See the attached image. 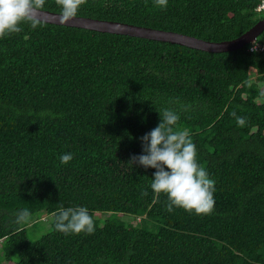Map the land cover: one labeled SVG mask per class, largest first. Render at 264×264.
<instances>
[{"label": "trees", "instance_id": "16d2710c", "mask_svg": "<svg viewBox=\"0 0 264 264\" xmlns=\"http://www.w3.org/2000/svg\"><path fill=\"white\" fill-rule=\"evenodd\" d=\"M262 1L87 0L76 17L220 43L263 19ZM43 10L60 14L55 0ZM20 26L0 38V264H264V51ZM165 109L215 181L211 214L167 211L155 169L129 162ZM61 206L86 207L95 231H56ZM25 208L53 216L38 241L16 223Z\"/></svg>", "mask_w": 264, "mask_h": 264}, {"label": "clouds", "instance_id": "9594fccd", "mask_svg": "<svg viewBox=\"0 0 264 264\" xmlns=\"http://www.w3.org/2000/svg\"><path fill=\"white\" fill-rule=\"evenodd\" d=\"M87 0H55L64 23L75 18ZM159 8H166L168 0H154ZM45 0H0V38L22 31V23H30L33 29L41 24L39 13ZM254 50V49H253ZM235 116V113H232ZM161 117V114H160ZM180 116L173 110L163 111L160 123L150 132L140 137L142 154L133 155L129 162L145 169H155L151 189L154 194H165L167 211L182 208L196 215L211 214L214 210L215 181L207 170L197 161L196 145L186 130L176 129ZM244 124L242 117H236ZM61 164L73 159L71 153L59 157ZM142 195H147L143 192ZM31 213L21 209L16 215V223L29 222ZM54 228L65 235L92 234L95 231L94 220L86 207H60L54 214Z\"/></svg>", "mask_w": 264, "mask_h": 264}, {"label": "water", "instance_id": "95a60500", "mask_svg": "<svg viewBox=\"0 0 264 264\" xmlns=\"http://www.w3.org/2000/svg\"><path fill=\"white\" fill-rule=\"evenodd\" d=\"M38 15L41 22L48 24L176 44L209 53H228L240 50L245 46L253 44L264 34V18L237 39L220 43H212L175 32L143 28L120 22L100 21L84 17H75L70 22L64 23L61 20V15L57 13L42 10Z\"/></svg>", "mask_w": 264, "mask_h": 264}, {"label": "rangeland", "instance_id": "374dc122", "mask_svg": "<svg viewBox=\"0 0 264 264\" xmlns=\"http://www.w3.org/2000/svg\"><path fill=\"white\" fill-rule=\"evenodd\" d=\"M105 215L107 217L110 216V214H105ZM125 218H127L126 221L133 222V219H129L130 217L126 216ZM52 221H53V216L48 215L45 212H40L35 216H33V218L31 219V221L28 223L27 226L30 240L38 241L43 236L49 234L51 232Z\"/></svg>", "mask_w": 264, "mask_h": 264}, {"label": "built area", "instance_id": "2783aa9c", "mask_svg": "<svg viewBox=\"0 0 264 264\" xmlns=\"http://www.w3.org/2000/svg\"><path fill=\"white\" fill-rule=\"evenodd\" d=\"M257 12L263 13L264 12V0L257 8ZM254 49V50H253ZM251 51H264V44H260L257 42V40L251 45L250 48Z\"/></svg>", "mask_w": 264, "mask_h": 264}]
</instances>
